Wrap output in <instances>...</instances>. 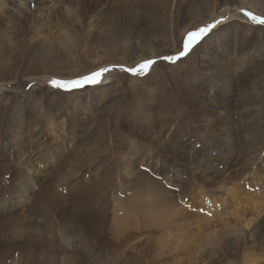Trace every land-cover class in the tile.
I'll list each match as a JSON object with an SVG mask.
<instances>
[{"label":"bare ground","instance_id":"bare-ground-1","mask_svg":"<svg viewBox=\"0 0 264 264\" xmlns=\"http://www.w3.org/2000/svg\"><path fill=\"white\" fill-rule=\"evenodd\" d=\"M37 1L39 4L35 12L43 11V15L32 17L31 22L36 24L39 34L42 30L48 29L47 24H50L53 17L58 15L68 18L72 14H79L90 20L92 34L111 36L114 33L116 38H119L126 32L129 34L134 31L141 17V13L136 11L137 0L123 1L116 9L107 7L112 0ZM170 1L146 0L145 2L150 3L155 9H163L172 21L174 12L171 11ZM32 2L34 1L0 0V18L6 16L11 21L15 16L26 23ZM203 5L205 6L203 13L208 18L216 17L217 14H227L226 16L231 19L234 15L230 16V13L235 12L236 17L245 20L247 13L240 14L243 10L245 12L254 10L264 15V0H225L217 1L213 7L209 4L203 3ZM35 12H32L33 15ZM96 21L98 22L95 23ZM223 25L220 33L208 35L201 45L187 55L186 59L178 61L180 64L192 63L195 68L208 69L207 75L201 79L196 77L191 80L192 87L198 90L201 96L193 97V103L201 109L197 113L198 119L191 120L180 112L176 115L177 119H182V124L177 123V128H171L170 124L173 123L171 118L159 119L154 108H151L147 126L130 131L132 133L130 136L142 139L138 144L127 146L117 140L119 154L115 163L117 166L113 167L104 178L80 186H77L80 184L77 179L67 181L78 176L100 157L72 155L67 159L68 154L76 149L77 141L79 145L73 154L90 153L101 145L105 148L110 145L106 142L111 133L109 125H106L109 128H102L99 131L96 142L85 145L89 142L85 139L87 133L83 127L88 123V118L83 115L86 104L83 103L81 91L70 95L67 112L58 113L59 109L55 110L54 119L49 121L51 126L47 139L49 148L42 145L46 137L44 128L38 124L31 125L26 120L23 106L16 110L13 117L8 119L9 136L6 139L14 151L15 160L6 182L0 185V255L4 247L10 249L11 246H25V249L28 248L32 252L30 257L35 258L37 251L30 248L42 246L43 255L47 252L55 256L62 255L60 264H77L76 261L83 264H120L125 261L128 254L136 256L134 264H156L158 259L165 263L175 261L173 264H197V253L203 249L205 253L203 264H211L217 257L216 247H218L217 251L221 250L222 245H227L228 249L234 252L240 251L246 239L247 245L251 244L248 248L256 249L258 241L264 238V199L260 202L258 197L255 202L253 199L255 195L249 194L243 187L241 189L238 180L245 175L248 166L252 164H259L257 172L262 178L264 177V96L258 83L245 87L240 85L236 74L239 72L250 74L249 69L256 61V56L255 53L250 54L249 49H245L240 41L235 44L237 42L235 29L239 25L232 20ZM93 27L98 30L94 31ZM246 29L248 30L249 27ZM186 30H182L181 33L185 34ZM170 35L167 37L166 45L158 46L155 57L178 51L181 38L177 40L178 46L177 38L174 39ZM215 36H217L216 41ZM80 44L78 35L69 33L65 36L63 47L74 54L78 52ZM200 47L202 50L198 51ZM129 49L128 47V51H125L120 59L108 55L101 62L94 63L95 65L83 67H75L70 60L61 61L52 66L54 68L49 67L51 63L43 62L40 71L68 69L69 76L65 78L84 77L95 70L109 68L112 65L135 66L145 60L143 55ZM151 53L153 54L154 51ZM199 56L206 61L203 66L196 62L197 58L201 59ZM178 63L171 61L170 66ZM162 65V63L156 64L153 67V76L160 77ZM119 70L122 69H110L106 75L104 74L102 86L107 85L108 88L113 82L120 84L126 79V71ZM7 74L13 77L10 76L11 72ZM45 76L61 77L56 73L46 72ZM33 77H26V80L20 83L27 85L34 80ZM6 78L0 76V83L7 84ZM14 78L11 80L15 81ZM131 82L134 99H139V102L144 100L138 96V91L143 89L142 86L140 87L137 80ZM111 88L114 90V87ZM179 90V86L174 87V92L178 93ZM36 96L35 91H28L26 88L21 98L28 103L32 99L38 101ZM91 98L95 97L91 96ZM148 100L151 101L149 97ZM189 114L192 115L190 112ZM95 124L96 121L90 122L88 127L93 128ZM27 132L33 134L30 139H27ZM50 132L54 134L52 137ZM80 136L83 139H80ZM186 136L187 140L184 141ZM67 143L73 144L72 150L68 148ZM198 143H202L209 154L203 151V147L196 149ZM107 150H110V147L105 151ZM211 151H215V157L210 155ZM133 157L138 160L135 161L136 158ZM172 161L174 163L171 165ZM215 161L219 163H214ZM226 162L229 164L227 169H218ZM248 163L250 164L247 165ZM142 164L150 167L154 165L155 173L147 174L145 166H140ZM241 165L244 167L241 169V175H238L237 169L234 168ZM53 166H58L57 170H49V167ZM119 170H121L120 175ZM172 170H179V175H182L183 179L179 176L171 178L169 172ZM119 178L120 188L130 189L131 196L124 199L123 196L115 197L113 194L110 196ZM185 178H188V181L183 183ZM167 181L169 186L166 185ZM66 183H69V188L65 189L64 194H59L57 189L65 187ZM61 185L63 186L60 187ZM192 186L197 188L198 192H193ZM108 197H112L114 204L107 203ZM231 197L235 199L232 203H228ZM220 200L231 204V211L219 224L214 225L216 220L194 214V206L201 204L204 213L217 215L222 205ZM108 206L111 208L109 209ZM254 212L258 213L256 219L251 216ZM118 213L122 215L118 216ZM220 225L225 229L224 232L221 230L219 232L222 238L219 240V233L216 231L214 239L207 236L210 241L206 243L204 231L218 228ZM185 228L189 231L185 232ZM191 230L198 231L197 234L194 233L195 242L186 239ZM196 241L197 249L194 246ZM220 241L224 242L220 245ZM158 245L160 249H156ZM138 247L143 248L137 249ZM226 249L223 247L221 251L224 252ZM154 252L158 253L157 256ZM183 253L187 255V259L180 261L179 255ZM5 256H0V264H14ZM70 257L72 261L69 263ZM249 258L247 257L246 260L248 264L253 260L259 262L255 257L250 262ZM27 262L26 259L25 264Z\"/></svg>","mask_w":264,"mask_h":264},{"label":"rangeland","instance_id":"rangeland-1","mask_svg":"<svg viewBox=\"0 0 264 264\" xmlns=\"http://www.w3.org/2000/svg\"><path fill=\"white\" fill-rule=\"evenodd\" d=\"M32 1L34 2L31 3L30 13L26 23L25 21L21 22L15 16L12 17L11 21L7 19L6 16L0 18V76L1 77L3 76V78L7 77L6 78L7 84L0 83V185L6 182L7 177L10 175L12 171L11 169L12 163L15 160L14 151L12 148H10L9 143L6 142V139L9 136L8 119L10 117H13L16 110L21 106L25 108L26 120L29 123H31V125L38 124L41 128H44V133L46 134V137H44L42 145L45 148H49L47 139L49 137V128H51V126L49 125L50 119L52 120L54 119V112L56 109H59L58 113H65L68 111L67 107L70 103L69 97L72 93H75L76 91L82 92V97L84 98L83 103L86 104L83 115L88 118V123L85 124L83 128H85L84 131L85 133H87L85 139H87L89 143L85 145L88 146L90 145V143L96 142V139L98 140L99 138V131L102 128H109L110 126L111 133L106 141L107 143H110V145L108 146L110 147V150L105 151L108 147L105 148L104 145H101L95 148L94 150H92L90 153L73 154V151H75L79 145L78 141L76 142L77 147L75 146L76 147L75 150H72L73 149L72 143L71 144L67 143L68 148L72 150V152L68 154L67 159H69L72 155L73 157H84L91 155L100 156L95 163H93L85 170H82L78 174V176L67 180V181H73L75 179L79 180L80 184H78L77 186L84 185L85 183L93 180L104 178L105 175L109 174V171L113 167L117 166L115 164L116 158H118L119 156L117 152V140L120 143H124L127 146L138 144L142 140L141 138L130 136L132 135L130 131L131 129L134 128H142L144 126H147L148 122L150 121L149 115L152 112L151 108H154V112L156 116L159 117V119H161V117L163 118L170 117L171 122H173L170 124L171 128H177V123L179 125L182 124V119H177V115H176L177 113L180 112L184 113L191 120L193 119L197 120L198 119L197 113L200 112L201 109H199L193 103V99H194L193 97L200 98L201 96L198 90H195L192 87L191 80L195 79L196 77L201 79L203 76L207 75L206 73L208 72V69H206L205 67H204L205 69L202 67L195 68L192 63L180 64L178 63V61H182L186 59L187 55H189V53L191 54V52L195 48L201 45L204 39L208 35L213 36L214 33H220L221 31L220 29L222 25L230 20L236 23V25H239L236 27V29L234 28L236 30V38H237V42H235V44H237L240 41L245 49H249L248 52L250 54L255 53L256 56V61L253 62L250 66L249 69L250 74H246L245 72H239L236 74L238 75L237 78L239 80V83L244 87L247 85L258 83L260 85L261 90L263 91V96H264V87L262 86V79L264 78V50H263L264 25L259 24L256 20L252 18L253 16L258 18H264V15L258 13V11L250 10L248 11L249 12L248 13L245 12V10H243L242 13L240 14L246 15L247 13V18L245 20L240 17H236L235 12L230 13V16L234 15L232 16L233 18L231 19L227 17L228 16L227 14H226L227 16L222 14L221 15L217 14L216 17L208 18L205 15V13H203V10L205 8L203 3L205 5L209 4L213 7L217 1L223 2L225 0H171L170 7L172 13L174 12V14H173V19L171 18L172 21H170L169 14L166 15L167 13L165 14L163 9L153 8V6L150 3L145 2L146 0H137L136 11L141 13V17L137 21L138 25L136 26L134 31L130 32L129 34L126 32L127 34L126 33L122 34L121 36L122 38L121 37L116 38V35H114V33L111 36L107 34H102L101 36L92 34L91 33L92 26L89 23L90 20L87 17H84L83 15H79V14L77 15L72 14L68 18H62V16L57 15L56 17H53L51 19L50 24H47L48 29L44 31L42 30L39 34L37 33V28L35 27L36 24H34V22H31V18L32 17L36 18L37 15H43V11L38 13L39 10H37L35 12L39 2L37 0H32ZM123 1L126 2V0H112V2L107 4L108 5L107 7L110 8L115 7L116 9L123 3ZM32 12H35L34 15ZM97 22L98 21H96L95 23ZM29 24H32V26ZM213 24L215 25V27L211 28V30L206 35H204L202 39H199V42L191 46L189 50H187L185 55L180 56V53L184 51V43L186 42V37L188 33L195 32L200 28ZM247 27H249L248 30L246 29ZM29 28L31 29L29 30ZM93 30L97 31L98 29L96 27H93ZM182 30H186L185 34L181 33ZM69 33L72 35H78V38L81 43L79 48L80 51L78 50V52L74 54L71 53L70 51H67L63 47L65 36L66 34ZM170 33L174 39L177 38L176 41L178 39L180 40L181 38V40L179 41V44H181L180 48H178L177 52L171 51L170 53L165 54L163 56L155 57V51L158 50V46L162 47V45H166L167 37L170 35ZM214 39L216 41L217 36H215ZM128 47L130 48L129 51L132 52L137 51L139 55L141 56L143 55L144 56L143 58H145V60L138 63L135 66L112 65L108 69L134 68L147 60H152L154 61V63L143 74H132L126 71L125 72L127 74L126 79L120 82V84L116 82H113L111 84V86L114 87V90L111 88V86H109L108 88H106L107 85L102 86L104 84L102 80L103 77L99 83L96 84L83 83V86H81L80 88H70V89L58 88L52 84V81L54 80L63 81V82L74 81L83 78V76L74 77V78H65L66 76H69L68 69H59V70L49 69L46 70L45 72L56 73V75H59L61 77H55V76L46 77L45 72L40 71L41 63L43 62H46V64L51 63L49 67L54 68L52 66H54L55 64L64 60H70L75 67H83L87 65H95L94 63L97 64L98 62H101V60L106 58L108 55H113L115 59H120V57L124 55L125 51L126 52L128 51L127 50ZM198 49H199L198 51L202 50L201 47ZM151 51H154V53L152 54ZM7 57H9L10 60ZM165 57H172V58L179 57V58L169 60V59H165ZM199 57L201 59L197 58L196 62H199L200 65L204 64L206 61H203L201 56ZM171 61L177 62L178 64H174L170 66ZM161 63L163 64L162 65L163 67L162 66L160 67V72H159L160 77L157 78V76H153L154 74L153 67L156 64H161ZM119 71L123 72V70H119ZM8 72H11L10 76L13 75V77H9L7 74ZM13 72L15 74L17 72V74L15 75ZM32 72L36 75V77ZM107 73H105V75ZM32 76H34L33 77L34 80L30 81L27 85H25V83H20L22 81L24 82L26 80V77H32ZM12 78H14L15 81H12L11 80ZM131 80H137V83L140 84V87L142 86L143 89L138 91L139 94L138 96L140 98L142 97L144 100H141L139 102V99H134V92L131 91V87H130L132 83ZM118 84L119 86H117ZM116 86L117 88H115ZM176 86H179L180 89L179 90L180 92L178 91V93L174 92V87ZM100 87H103L105 89ZM26 88L28 91H35V95H37L36 97L38 101L32 99L30 102L26 103L25 99L21 98V95ZM238 88L240 89V86H238ZM90 91L92 93H90ZM91 96L95 98H91ZM147 97H149L151 101L149 100L147 101ZM189 112L193 116L190 115ZM166 113H168V115H166ZM107 119H109V121ZM94 121H96L94 127L93 128L88 127V124L90 122L93 123ZM106 125L109 126L106 127ZM31 135L33 134L27 132V136H28L27 139H30ZM50 135H51L50 137H52V135H54L53 132H50ZM80 139H83V137L80 136ZM185 140H187V136L184 138V141ZM202 147H203V151L209 154L208 149L204 147L202 143H198L196 149H200ZM102 153L104 154V156ZM113 154L115 155V157H113ZM210 155H213L215 157L216 156L215 151H211ZM137 160L138 159L136 158L135 161ZM174 161L171 162V165L172 163H174ZM214 163H219V162L215 161ZM249 164L250 163H248L247 165ZM140 166H145L147 170V174L149 175H153L155 173V171L153 170L154 165L150 167L147 164L145 165L142 164ZM228 167L229 164L226 162L224 165L222 164L221 167H218V169L223 170V169H227ZM243 167L244 166L241 165L234 168L235 170L237 169L238 175H241V169ZM258 167L259 164L256 165L252 164L248 166L245 175L240 177V180H238V182L241 186V189L243 187V189L246 192L255 195V197H253L255 202H257L256 199H258V197H259L258 201L262 202V200L264 199V181H262V179L264 180V177L262 178L260 174L257 172L259 169ZM57 168L58 166H53V167H49V170L50 169L57 170ZM120 171L121 170L118 171L119 175H120ZM178 171L179 170L170 171L169 172L170 177L173 178L175 176H179L181 179H183V176L179 175ZM45 174H47V171L45 172ZM158 175L160 177L162 176L161 174ZM48 176L49 175H47V177ZM186 181H188V178H185L183 180V183H185ZM68 184L69 183H66L65 185L63 184L65 187L57 189V192L59 194L61 193L64 194L65 189L69 188ZM63 185H61L60 187H62ZM166 185L169 186L168 181L166 182ZM120 186H121V180L119 178L115 188L111 190L110 196H112V194L115 197L123 196L122 199H124L132 195L131 194L132 191L130 189L122 190ZM191 189H193V192H198L196 190L197 188H194L193 186ZM36 193L37 191L35 192V194ZM230 199L231 200H229L228 203H232L235 197L234 198L231 197ZM111 200L112 197H108V199L106 200L109 205L114 204L113 200L112 201ZM221 202L222 205L218 209L217 215L208 212L204 213L203 212L204 209H201V204H197L194 206V214L200 216L204 215V217L206 216L211 220L213 219L216 220V222H214V225L219 224L222 218L224 216H227L231 211L230 210L231 204L224 203L225 201H221ZM108 208L110 209L111 207L108 206ZM257 214L258 213L254 212L253 214H251V216L254 217V219H256L255 217ZM121 215L118 213V216ZM110 218H112V215L110 216ZM185 229H186L185 232L189 231L188 228ZM220 230L221 232L225 231L223 225L218 226V228H212L211 230L204 231L205 232L204 235L206 236L205 237L206 243L210 241V239L207 237L208 235L209 237L214 239V235L216 231H218L219 233ZM197 232L195 230H191L187 234L188 236H186V239H192V241H194L193 238L195 237V234H197ZM220 236L221 233H219L218 235L219 240L222 238V236L221 237ZM246 241L247 240L244 239L243 241L244 244H242L241 250L240 251L238 250L239 252L238 251L234 252V250L230 248L228 249L227 245H222L221 247V250L223 249V247L227 248L224 252L221 251L220 249L219 251H217L218 247H216L215 255H217V257L213 259V263L211 264H235V263L248 264V261L246 260L247 257L249 258L250 256H251L249 258L250 262H252L251 259L255 257V259L259 260L258 263H256V260H253L255 264H264V251H263L264 238L258 241V245H257L258 248L256 247V249L248 248L249 246H251V244L249 243L247 245ZM221 242L224 241H220V245ZM197 243L198 242L196 241V243L194 244V246H196V249L198 248ZM158 244L160 245L159 242ZM159 245L156 246V249H160ZM141 248L143 247H138L137 249H141ZM30 249H35V251H37L35 258L30 257L32 255V252H30L28 248L25 249V246L24 247L11 246L10 249L4 247L2 249L3 252L1 253L2 255L0 256L6 255L5 257H9V262L14 264H25L26 259L28 260L29 264H45L46 262H49L50 264H60L61 262L62 255L55 256L51 252H47L45 255H43L42 246L39 247L35 246ZM157 254L158 253H156L155 255L157 256ZM184 254L185 253L179 255L180 261L182 259L183 260L187 259V255ZM204 254L205 253L203 249H200V251L197 253V261H198L197 264L205 263ZM135 257H136L135 255L128 254L125 258V261L121 262L120 264H134ZM68 261L69 263L72 261L71 257L69 258ZM161 261L162 260L158 259L156 264L158 263L173 264L175 262L173 261L171 263H165ZM253 262L249 264H254ZM76 263L83 264L82 262H78V261H76Z\"/></svg>","mask_w":264,"mask_h":264},{"label":"snow or ice","instance_id":"snow-or-ice-1","mask_svg":"<svg viewBox=\"0 0 264 264\" xmlns=\"http://www.w3.org/2000/svg\"><path fill=\"white\" fill-rule=\"evenodd\" d=\"M251 15V14H249ZM254 20H256L259 24L264 25V18H258L253 16L252 17ZM215 27V25H208L206 27L200 28L199 30L195 31V32H190L188 33L187 37H186V42L184 43V51H182L180 53V56H183L186 54L187 50H189V48L191 46H193L195 43L199 42V39H202L204 35H206L211 28ZM179 57L176 58H172V57H165V59H178ZM154 63V61L152 60H147L141 64H139L137 67L134 68H124L122 70L124 71H128L132 74H143L144 72H146L149 67ZM108 71H110V69L108 68H103V69H99L93 73H90L88 76L83 77L79 80H74V81H67V82H63V81H52V84L58 88H65V89H70V88H79L81 86H83V83H88V84H96L99 83L100 80L102 79L103 75L105 73H107Z\"/></svg>","mask_w":264,"mask_h":264}]
</instances>
